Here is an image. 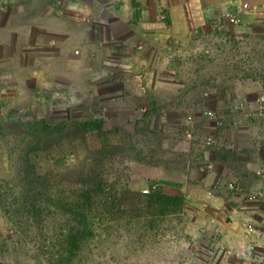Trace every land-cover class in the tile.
<instances>
[{
    "label": "rangeland",
    "instance_id": "obj_1",
    "mask_svg": "<svg viewBox=\"0 0 264 264\" xmlns=\"http://www.w3.org/2000/svg\"><path fill=\"white\" fill-rule=\"evenodd\" d=\"M78 4L0 2V264H189L178 254L196 233L192 212L183 202L180 212L160 215L144 193L156 181L164 193L183 194L187 173L204 197V153L233 156L245 152L239 138L264 141V23L242 33L221 17L180 50L181 39L160 36L178 80L165 84L176 94L145 87L136 100L144 112L133 105L108 114L90 85L120 76L140 84L134 78L143 70L123 53L141 49L139 35L112 39L107 6L97 7L99 48L81 63L76 34L90 21L77 16ZM78 68L86 73L80 81ZM161 164L177 172L144 180ZM82 190L91 194L85 206L76 200L73 214L71 194ZM261 190L254 197L264 206Z\"/></svg>",
    "mask_w": 264,
    "mask_h": 264
},
{
    "label": "crops",
    "instance_id": "obj_2",
    "mask_svg": "<svg viewBox=\"0 0 264 264\" xmlns=\"http://www.w3.org/2000/svg\"><path fill=\"white\" fill-rule=\"evenodd\" d=\"M78 5L77 16L83 15L80 19L90 21L76 34L78 42H81V50L78 49L81 63L87 64L86 51L99 48V40L92 35L96 27L92 17L97 7L107 6L106 12L111 20L106 29L112 39L117 38L118 35H113L119 32L128 37L133 33L139 35L141 49L132 53L128 47L123 53L127 58L132 56L136 60V67L143 70L141 81L134 78V82L142 85L145 81V85L132 84L130 76H120L108 85H100L101 78L94 79L90 85L108 114L127 113L133 105L144 112V103L139 104L136 100L145 95V87L153 90L154 94H176V87L165 84L178 80L169 57L162 52L166 44L159 41L160 36L173 37L176 43L181 39L179 47H175L180 50L196 30H208L212 22L221 17L229 21L226 12L238 16L235 25L242 33L254 32L258 29L255 24L264 23V0H79ZM162 9L166 11V22L160 20ZM163 66L165 70H162ZM76 74L77 81L86 75L82 68H78ZM236 141V147L245 152L233 156L211 151L204 153L203 161L210 165L209 169L201 170V174L206 176L203 179L205 187L202 188L206 190L204 197L199 196L198 189L189 185L188 174L184 173L186 180L181 188L184 208L192 212L191 224L196 233L187 240L188 250L183 255L179 253L178 257H184L189 264H246L233 250L239 249L248 240L245 235L248 225L254 227L252 238L256 242L257 257L255 262L247 264H264V206L254 197L256 189H263L261 191L264 192L263 180L257 174V171L264 173V141H252L249 137ZM170 150L174 156L176 152L172 148ZM187 150L190 149L187 147L188 153ZM186 156L188 160H193L189 153ZM162 171L177 172L161 164L143 178H166L167 174ZM228 183L236 186L235 191L227 187Z\"/></svg>",
    "mask_w": 264,
    "mask_h": 264
},
{
    "label": "trees",
    "instance_id": "obj_3",
    "mask_svg": "<svg viewBox=\"0 0 264 264\" xmlns=\"http://www.w3.org/2000/svg\"><path fill=\"white\" fill-rule=\"evenodd\" d=\"M98 129L99 126H96ZM161 184H159L156 181L150 182L149 183V190L148 192L144 193V196H148V203L152 205H157L158 211L160 215H165L167 212L169 213H178L182 210L183 208V194H167L162 192L161 190ZM91 192L88 190H82V191H74L71 195L74 196L73 198L75 199L74 203L70 204V211H73L74 214V209H77L78 204L76 200H79L80 198V204L82 206L86 205V199L88 198V195H90ZM69 202V201H68ZM79 224V221H78ZM73 228V227H71ZM82 235H79L78 238L81 239ZM82 240V239H81Z\"/></svg>",
    "mask_w": 264,
    "mask_h": 264
},
{
    "label": "built area",
    "instance_id": "obj_4",
    "mask_svg": "<svg viewBox=\"0 0 264 264\" xmlns=\"http://www.w3.org/2000/svg\"><path fill=\"white\" fill-rule=\"evenodd\" d=\"M225 16L229 19V22L232 24H236L238 22V16L235 13L232 12H226ZM161 19L165 18V15L162 14L160 16ZM136 80H138L139 82L141 81L142 75L138 74L136 77ZM204 114H209L207 111L204 112ZM214 138L212 136H208L207 137V143L208 144H212L214 143ZM209 164H205V166H203L201 168L202 171H205L207 169H209ZM257 174L260 176V178L262 180H264V173L262 171H257ZM229 188L233 189L236 188V186L233 183H229ZM245 235L248 237V240L243 242L242 247H240L239 249H235L233 250V252L236 253V255L243 260L246 264L249 263H253L256 261V242L254 241V239L252 238L254 236V227L251 225L246 226L245 229Z\"/></svg>",
    "mask_w": 264,
    "mask_h": 264
}]
</instances>
